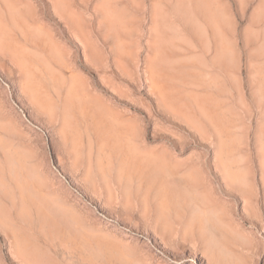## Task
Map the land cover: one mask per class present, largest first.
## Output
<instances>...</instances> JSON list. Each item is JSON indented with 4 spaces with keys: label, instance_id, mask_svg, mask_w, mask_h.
<instances>
[{
    "label": "rangeland",
    "instance_id": "1",
    "mask_svg": "<svg viewBox=\"0 0 264 264\" xmlns=\"http://www.w3.org/2000/svg\"><path fill=\"white\" fill-rule=\"evenodd\" d=\"M0 264H264V0H0Z\"/></svg>",
    "mask_w": 264,
    "mask_h": 264
}]
</instances>
